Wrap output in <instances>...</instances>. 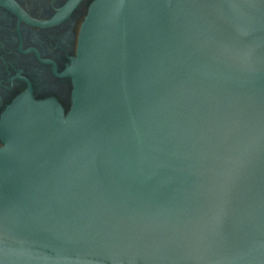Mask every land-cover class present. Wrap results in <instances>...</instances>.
<instances>
[{"label": "water", "instance_id": "95a60500", "mask_svg": "<svg viewBox=\"0 0 264 264\" xmlns=\"http://www.w3.org/2000/svg\"><path fill=\"white\" fill-rule=\"evenodd\" d=\"M68 73L2 131L0 264H264V0H96Z\"/></svg>", "mask_w": 264, "mask_h": 264}, {"label": "flooded vegetation", "instance_id": "af4514ba", "mask_svg": "<svg viewBox=\"0 0 264 264\" xmlns=\"http://www.w3.org/2000/svg\"><path fill=\"white\" fill-rule=\"evenodd\" d=\"M95 1L0 0V147L6 120L17 109L22 116L42 104L70 111L68 70Z\"/></svg>", "mask_w": 264, "mask_h": 264}]
</instances>
